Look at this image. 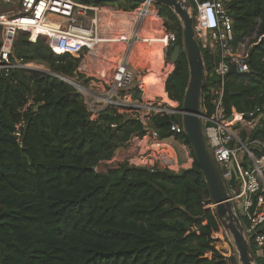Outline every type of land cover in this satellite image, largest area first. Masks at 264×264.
<instances>
[{
    "label": "trees",
    "instance_id": "1",
    "mask_svg": "<svg viewBox=\"0 0 264 264\" xmlns=\"http://www.w3.org/2000/svg\"><path fill=\"white\" fill-rule=\"evenodd\" d=\"M223 1L238 42L256 30L246 53L250 75L247 80L230 75L225 106L229 115L235 110L252 113L249 120L261 116L251 135L242 131V137L264 142V0ZM110 3L132 11L141 1ZM158 7L177 35L170 58L183 46V27L171 9ZM153 22L162 31L161 19L154 16ZM16 53L54 73L71 75L77 66L66 55H54L44 39L30 41L25 34ZM202 53L210 72L212 58ZM188 81L182 50L165 85L180 109ZM181 119L159 114L144 126L108 109L92 120L83 98L59 78L33 71L0 73V264H239L216 208H208L214 203L194 153L193 166L178 173L127 163L96 170L133 135L150 128L165 136ZM23 121L18 141L16 126ZM255 153L261 155L256 147ZM256 264L264 259L256 256Z\"/></svg>",
    "mask_w": 264,
    "mask_h": 264
},
{
    "label": "built area",
    "instance_id": "2",
    "mask_svg": "<svg viewBox=\"0 0 264 264\" xmlns=\"http://www.w3.org/2000/svg\"><path fill=\"white\" fill-rule=\"evenodd\" d=\"M188 1L195 39L201 50L209 53L213 63V69L207 71L206 91L201 98L207 146L226 184L232 179L230 165L233 164L238 181L235 188H229L231 200L247 240L254 243L256 256L264 259V142L250 140L249 136L244 139L242 131L248 126V118L235 110L229 115L225 106L231 68L236 66L237 75L242 79L247 80L250 75L246 58L248 45L237 41L233 18L223 0ZM159 11L153 0L141 1L132 11L118 4L78 0H0V73L8 76L14 71L40 72L37 63L28 62L16 53V43L24 34L30 41L42 38L54 55H66L77 61L71 75L48 69L43 72L72 85L83 98L92 120L108 109L122 115L135 114L133 118L144 126L159 114L182 116L180 108L168 110L138 97L144 93V76L149 71L147 67H137L148 55L144 54V47L160 43L163 50L168 51L177 42L176 33L165 32ZM154 12L162 22L161 34L153 31L150 17ZM126 43L129 48L124 53L119 48ZM31 105L30 101L26 108ZM249 115L253 117L252 113ZM237 116L242 119L238 121ZM23 126L24 121L16 126L18 141ZM186 140L182 119L173 123L165 136L147 128L145 134L133 135L120 148L124 151L122 157L118 158V149L112 160L100 165L105 164L110 169L127 163L152 171L178 173L189 169L193 163L192 148ZM255 147L261 152L260 156L256 155ZM254 196L256 206L251 214Z\"/></svg>",
    "mask_w": 264,
    "mask_h": 264
},
{
    "label": "water",
    "instance_id": "3",
    "mask_svg": "<svg viewBox=\"0 0 264 264\" xmlns=\"http://www.w3.org/2000/svg\"><path fill=\"white\" fill-rule=\"evenodd\" d=\"M83 3L106 4L109 2H122L126 0H78ZM143 1V0H137ZM157 5L171 9L179 18L183 27V46H176L170 57V64L176 65L180 59L182 50L186 54L189 66V83L183 100V107L180 109L185 136L192 148L198 166L206 181L211 199L217 211V216L228 235L232 236L233 247L237 253L239 264H256L255 253L245 236L244 227L235 212V205L231 200L230 189L236 187L238 174L233 166L232 179L225 183L220 169L209 150L204 133L201 102L203 89L206 85L207 70L202 50L195 39L193 18L191 16V3L188 0H153ZM231 73L237 75L236 66L231 68ZM42 106V104H40ZM250 115H244V118ZM234 116H231L233 119ZM251 209L253 213L256 206ZM198 221H205L204 217L195 218Z\"/></svg>",
    "mask_w": 264,
    "mask_h": 264
},
{
    "label": "rangeland",
    "instance_id": "4",
    "mask_svg": "<svg viewBox=\"0 0 264 264\" xmlns=\"http://www.w3.org/2000/svg\"><path fill=\"white\" fill-rule=\"evenodd\" d=\"M106 4H112V3H106ZM163 19V21H164V27H165V32H172V31H170L168 28H167V26H166V19L165 18H162ZM145 27L147 28V26L145 25ZM130 29H132V26H130ZM256 30H253L252 32H250V33H247V34H245L244 36H243V43H245L246 44V46L249 44V42L252 40V39H254L255 38V35H256V32H255ZM150 47H152V45L151 46H149V47H147V46H145L144 47V49H143V52H146V50L147 49H150ZM128 48H129V45L126 43V44H124V45H122L119 49H120V51H122V52H124V53H126V51H128ZM172 46L171 47H169L168 48V53L170 52V51H172ZM168 53L166 54V64H164V66L166 67V68H168V66H170V58H168ZM144 54H146L147 55V53H144ZM171 57V56H170ZM164 63V62H163ZM139 64V63H138ZM37 65H39V69H40V73H44L43 71L44 70H49V71H51V69L50 68H48L46 65H44V64H38L37 63ZM152 64H151V60H150V57H149V55H147V56H145V61L144 62H142L140 65H138L137 67L139 68V67H141V68H143V67H147V68H151L152 69V66H151ZM157 66V64H155L154 65V68H157L156 67ZM173 66V68H172V70L170 71V72H168L167 73V75H168V77L175 71V69H176V65H172ZM52 72V71H51ZM163 72H166L165 71V68L163 69ZM168 79V78H167ZM188 83H189V81H188ZM69 85V84H68ZM70 86H72V85H70ZM73 87V86H72ZM188 87V86H187ZM74 88V87H73ZM148 88V87H147ZM75 89V88H74ZM76 91V90H75ZM155 91H157V89L155 88ZM172 101V100H171ZM152 102H154L155 103V105L156 106H163V108H165V109H168V110H173V109H179L180 108V105L179 106H177L175 103V101H172V102H165L164 100H162L159 96L158 97H155V99L152 101ZM172 103V104H171ZM124 115L125 116H127V117H129V118H133V116H135V114H132V113H124ZM178 115V114H177ZM260 118H261V116H258V117H256L255 119H251L250 121H248V119H247V127H246V130H243V131H245L246 133H248L247 135H251V133L253 132V130H255L256 129V127L259 125V120H260ZM192 153H193V151H192ZM193 162H194V158H193ZM114 166H116V165H114ZM192 166H193V163H192ZM108 167L109 166H107V165H105V164H102V165H100L99 167H98V170L99 171H106L107 169H108ZM191 168V167H190ZM215 206L214 205H211V206H208V208H214ZM240 209V206H238V210ZM225 230V229H224ZM225 234H226V236H227V238L231 241V236L230 235H228V233L225 231ZM232 242V241H231ZM257 252V251H256Z\"/></svg>",
    "mask_w": 264,
    "mask_h": 264
},
{
    "label": "bare ground",
    "instance_id": "5",
    "mask_svg": "<svg viewBox=\"0 0 264 264\" xmlns=\"http://www.w3.org/2000/svg\"><path fill=\"white\" fill-rule=\"evenodd\" d=\"M156 12H154L153 14H151V21H152V26H153V31L155 33H162L161 31V28H159L158 25H154V22H153V18L154 16L156 15L155 14ZM159 18V17H158ZM160 19V18H159ZM162 23V22H161ZM147 54L149 55L150 57V60H151V64L154 66L155 64H157V69L156 70H152L151 69V72L150 74L148 75V77L145 78V82L150 84V85H154V86H151L152 87V91H153V96H161L163 97L166 101L168 102H172L169 98H167V93L164 91V88H163V81H164V78L167 76V73L170 72L173 68L172 65L168 66V68H166L164 66V61H163V46L161 45L160 47V53L159 54H155V51H153V53L149 50H147ZM151 65V66H152ZM166 69L165 71L166 72H163V69ZM155 88L157 89V91H155ZM147 89V88H146ZM149 90V89H148ZM150 91V90H149ZM155 99V98H154ZM173 103V102H172ZM171 103V104H172ZM242 117L240 116H237V120H241ZM231 241L233 243V240H232V236H231Z\"/></svg>",
    "mask_w": 264,
    "mask_h": 264
},
{
    "label": "crops",
    "instance_id": "6",
    "mask_svg": "<svg viewBox=\"0 0 264 264\" xmlns=\"http://www.w3.org/2000/svg\"><path fill=\"white\" fill-rule=\"evenodd\" d=\"M160 10V9H159ZM126 15V14H125ZM151 18V17H150ZM162 18V17H161ZM161 45L162 44H160V43H154L153 45H152V47H150V49H149V51H151L152 53H153V51H155V54H159L160 53V47H161ZM146 53H147V51H146ZM166 54H167V50H163V61H164V64H166ZM171 65V64H170ZM150 72H151V68H149V71L147 72V74L144 76V93H142L141 95L139 94V98L140 99H142V100H144V101H153L154 100V98L155 97H158L157 95L156 96H154V97H152L153 96V91H152V87L151 86H154V85H150V84H148V83H146L145 82V78L146 77H148V75L150 74ZM167 78H168V75L164 78V81H163V88H164V91L166 92V89H165V85H166V81H167ZM148 87V88H147ZM147 88V89H146ZM150 91H149V90ZM167 93V92H166ZM160 98L162 99V100H164L165 102H167L163 97H161L160 96ZM167 98H169L168 97V94H167ZM117 156H118V158H120V157H122L123 155H124V151H123V149L121 150H118L117 151Z\"/></svg>",
    "mask_w": 264,
    "mask_h": 264
},
{
    "label": "flooded vegetation",
    "instance_id": "7",
    "mask_svg": "<svg viewBox=\"0 0 264 264\" xmlns=\"http://www.w3.org/2000/svg\"><path fill=\"white\" fill-rule=\"evenodd\" d=\"M166 70V69H165Z\"/></svg>",
    "mask_w": 264,
    "mask_h": 264
}]
</instances>
